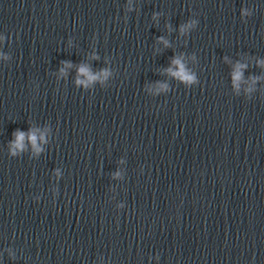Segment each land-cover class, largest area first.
I'll use <instances>...</instances> for the list:
<instances>
[{
	"label": "clouds",
	"instance_id": "clouds-1",
	"mask_svg": "<svg viewBox=\"0 0 264 264\" xmlns=\"http://www.w3.org/2000/svg\"><path fill=\"white\" fill-rule=\"evenodd\" d=\"M174 63L176 65H178L179 67V70L178 71H175V72H172L171 69H169V72H171L172 75L176 76L177 78H180L184 81H191L193 79L192 76L188 75L183 67V65L180 63L179 60H175ZM80 73L82 74H85V75H88V78L89 80H95L97 79L98 77L97 76H92L90 73H89V70L86 68V67H81L80 68ZM105 75L107 73H104ZM236 79H239V74H237L236 76ZM80 81H78L79 83ZM15 136H16V141H15V144H14V147L15 148H23V141L25 139V134L23 132H19L17 131L15 133ZM28 138L29 140L31 141V143L33 144L34 147H36V144H37V136L35 134V132H31L28 134ZM40 139L42 140L43 139V136L40 137ZM38 150V149H37Z\"/></svg>",
	"mask_w": 264,
	"mask_h": 264
}]
</instances>
